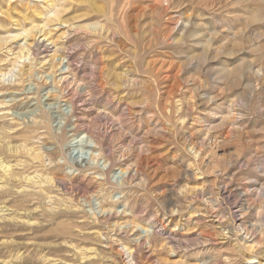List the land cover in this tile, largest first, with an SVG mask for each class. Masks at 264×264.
<instances>
[{"label": "rangeland", "instance_id": "1", "mask_svg": "<svg viewBox=\"0 0 264 264\" xmlns=\"http://www.w3.org/2000/svg\"><path fill=\"white\" fill-rule=\"evenodd\" d=\"M0 112V129L20 121L6 138L43 152L63 183L54 204L0 194L33 222L0 221V256L247 264L237 205L264 187V0H0ZM23 153L16 185L48 187Z\"/></svg>", "mask_w": 264, "mask_h": 264}, {"label": "bare ground", "instance_id": "2", "mask_svg": "<svg viewBox=\"0 0 264 264\" xmlns=\"http://www.w3.org/2000/svg\"><path fill=\"white\" fill-rule=\"evenodd\" d=\"M184 27V26H183ZM180 28V27H179ZM32 30V29H31ZM27 32V31H26ZM30 32V31H29ZM33 33V32H32ZM38 33V31H37ZM43 33V32H42ZM31 35V34H30ZM44 35V34H43ZM32 36V35H31ZM46 37V36H45ZM26 42V41H25ZM28 43V42H27ZM24 46L26 44H23ZM27 47V46H26ZM24 49V48H23ZM26 49V48H25ZM23 56L25 55H30V49L28 48L26 51H24L22 53ZM6 74H2V76H5ZM22 95V93H21ZM26 97V96H25ZM1 113V112H0ZM9 113V112H6ZM10 114V113H9ZM32 114V113H31ZM2 116V115H1ZM4 116V115H3ZM8 126H5L3 128L0 129V194H5V196L9 193H15L18 195L23 196L24 198L27 197H35L34 195H38L40 198H42L41 200H45L48 199L47 201L49 203L54 204V200L55 198L53 197V195L51 194V190H49V187H56V189L61 190L63 189V183L61 182V179L59 178V176L57 177L56 175V171L55 168L56 167H47L45 164V158L43 155V152L39 151L36 148H28V145L26 142H22L20 144H13L11 140L6 138V134H11V131H14L16 129V127L20 126L18 120H16L15 118H11L10 121H8ZM43 124L42 121L40 120H36L34 122V125L24 129V138H27L28 134L31 131H34L35 129L37 130V128H40V126ZM29 132V133H28ZM14 134V133H13ZM53 138H56V135H51ZM6 138V139H5ZM10 138V137H8ZM57 139V138H56ZM27 153V156L29 155L31 157V159H36L39 162V165H43L45 167V170L47 171L45 174V178L47 179V184L48 187H37L34 186L33 184V180L31 179L32 176L29 177H24L27 181L32 182L31 185H21L20 187H18L16 185V183H18V181L20 182L18 176H21L20 170H16L18 169V167H22V160L21 155L24 153ZM2 153H7L9 154L8 157L2 156ZM4 155V154H3ZM28 156V157H29ZM13 157H15L14 159H12ZM20 157V158H19ZM46 157V156H45ZM50 157V161L54 159V155L53 156H48ZM27 160V159H26ZM35 161V160H34ZM45 164V165H44ZM25 170V169H24ZM82 170V169H81ZM29 171V170H28ZM30 174V173H29ZM53 174H56L53 176ZM43 175V174H42ZM41 175V178L43 177ZM19 176V177H20ZM21 178V177H20ZM23 178V177H22ZM33 178V177H32ZM39 178V177H38ZM252 178V177H251ZM37 178H35L36 180ZM255 179V178H254ZM257 179V178H256ZM255 179V180H256ZM23 180V181H26ZM78 180V179H77ZM39 181V180H38ZM253 184H255L254 182H259L257 181H253ZM42 182V181H41ZM40 182V183H41ZM79 182V181H78ZM26 184V182H25ZM45 184V183H44ZM252 184V183H251ZM36 185V184H35ZM42 185V184H41ZM46 185V184H45ZM258 186V185H256ZM260 187V186H259ZM62 191V190H61ZM261 199L260 202L256 205H250V207H245L244 203H242V201L240 200L238 202V205L241 209V211H243L242 213L245 214L248 211V217L251 218L249 220L250 223V228L247 229L244 232V235L242 236H238L237 238L240 240L239 243L237 244L238 247H242L244 246L245 248L248 249V256L246 258V260L244 262H247V264H264V187L262 185L261 189ZM37 196V197H38ZM39 198V199H40ZM58 198V197H57ZM238 200V199H237ZM4 201V200H3ZM2 202V201H1ZM42 202V201H41ZM235 202V203H237ZM45 204V203H44ZM52 204L50 205V207H46L47 210H49L50 212L54 213V206H52ZM251 204V203H250ZM254 204V203H253ZM49 206V204H48ZM231 206V201L226 200L225 201V206L221 207L219 210V213L222 215H226V210H230ZM20 207V206H19ZM30 209V208H29ZM35 209V208H34ZM69 212H74V218L75 219H82V220H86L88 217V214H86L84 211H82V209L80 207H76L75 209H71L70 207L67 208ZM249 209V210H248ZM20 210V208H19ZM28 211V210H27ZM31 211V210H30ZM11 212V213H10ZM49 212V213H50ZM232 216V214H231ZM23 216L21 215V213H19V211L17 210H11L10 207L7 206L6 202H2L0 204V221H21L23 223H26L28 225H32V223H30L31 221L28 219L26 220L25 218H22ZM84 218V219H83ZM89 218V217H88ZM233 218V217H232ZM229 219V218H228ZM235 220V219H234ZM233 219L229 222H227L225 224V229L228 228V226L230 227V229L235 230L234 227L235 226V221ZM83 221V222H84ZM228 221V220H227ZM18 223V222H17ZM36 223V222H35ZM90 223V222H89ZM94 223V222H93ZM90 225V224H89ZM177 225V224H176ZM80 226V225H79ZM78 227V226H77ZM239 230H241V228H243L241 226V224L238 226ZM93 232H90L89 235L90 237L95 236V237H101L103 235L102 230L100 228L99 225H94L92 226ZM224 229V228H223ZM80 231V230H79ZM225 231V230H224ZM253 234H252V232ZM234 232V231H233ZM77 234V233H76ZM72 235V234H71ZM259 236H261V238H258ZM89 237V238H90ZM81 238V237H80ZM87 238V237H86ZM93 239V238H92ZM2 244L4 243L1 242ZM237 243V242H236ZM73 247V246H72ZM74 248V247H73ZM86 248V247H85ZM84 248V250H85ZM88 248V247H87ZM124 248L127 251L128 257H131V250L130 247H127V245L124 244ZM91 249V248H90ZM94 249V248H92ZM82 250V248H81ZM88 249H86L87 252ZM241 250V249H240ZM79 251V249H78ZM83 251V250H82ZM91 251V250H90ZM93 251V250H92ZM96 251V250H95ZM80 252V251H79ZM84 252L83 254L85 255ZM98 252V251H97ZM96 252V253H97ZM77 253V252H76ZM87 253H90L89 251ZM12 254V253H11ZM24 254V253H23ZM81 254V252L79 253ZM82 254V257H83ZM93 254V253H92ZM235 255V254H234ZM79 256V255H78ZM91 256V255H90ZM89 256V257H90ZM22 257V256H21ZM93 257H95L93 255ZM92 257H90L91 259ZM96 258V257H95ZM227 258V257H226ZM225 258V259H226ZM230 258V257H229ZM15 259V260H14ZM18 259V258H17ZM23 259V258H22ZM47 259V258H46ZM84 259V258H83ZM89 259V258H88ZM49 260V259H48ZM52 260V259H50ZM132 259H129V261L131 262ZM0 261L2 264H17L15 263L16 258H12L9 256H0ZM228 262V260H226ZM225 261V262H226ZM231 261V260H230ZM229 261V262H230ZM20 263V262H19Z\"/></svg>", "mask_w": 264, "mask_h": 264}]
</instances>
